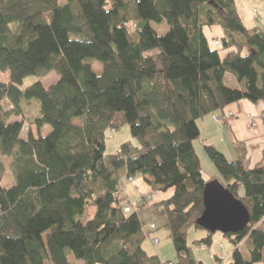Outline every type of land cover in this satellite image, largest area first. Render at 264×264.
<instances>
[{"label": "trees", "instance_id": "16d2710c", "mask_svg": "<svg viewBox=\"0 0 264 264\" xmlns=\"http://www.w3.org/2000/svg\"><path fill=\"white\" fill-rule=\"evenodd\" d=\"M152 21H165L168 31L158 35ZM211 26L223 30L222 58L203 34ZM54 70L59 77L49 87L20 89L25 77ZM0 72L7 75L0 82V156L11 159L13 176L1 185L0 162V264H204L186 236L191 226L202 229L196 221L212 180L249 213L243 230L225 234L230 258H212L264 261V166L248 168L245 154L231 162L202 145L219 173L205 179L193 146L197 120L240 100L264 103V31L244 26L234 0H0ZM226 74L240 87L225 85ZM27 100L39 103L28 123ZM12 116L22 120L9 122ZM124 123L139 146L125 142L106 154V132ZM44 125L50 130L42 136ZM122 170L153 193L172 190L152 208L164 217L173 260L144 251L137 211L120 207ZM88 207L95 208L91 217ZM211 242L207 232L196 244Z\"/></svg>", "mask_w": 264, "mask_h": 264}, {"label": "crops", "instance_id": "0c3cea01", "mask_svg": "<svg viewBox=\"0 0 264 264\" xmlns=\"http://www.w3.org/2000/svg\"><path fill=\"white\" fill-rule=\"evenodd\" d=\"M236 1L237 0H234L235 6H236ZM254 7H257L255 14H258L260 12V15H262L263 17L262 19L260 18L259 14L256 15V17L255 15H253ZM241 9L242 11L240 12L236 8L239 17L246 28L249 29L255 28L257 30L264 29L263 0H241ZM203 34L211 49L216 50L217 48L221 47V39L223 38L224 33L220 26L204 27ZM217 40L220 42V46L214 47L212 42ZM226 53L227 50L221 49V52H219L220 57L221 58L224 57ZM227 76L230 75L227 74ZM231 80L232 83H235L234 81L235 79H231ZM240 85L241 84L237 81V86H238L237 88H239ZM228 111H232L234 113L235 117L233 119H228L227 117H225L224 113ZM214 113L217 115H223V121L221 123L223 125V128L218 126V124L212 121L211 119L212 117L210 114L206 115L196 122L199 129V137L194 142L195 143L197 142L198 146L201 148L202 145H210L214 147L217 151H219L231 162H236L238 160V157H240V155L245 154L244 159L248 168H253L254 166L257 165L264 166V103L261 101L252 103L247 100H240L236 103H232L226 106L221 111H217ZM249 118L254 119L255 124L253 127H250L248 125L247 121ZM194 142H193V146L195 144ZM194 150H196L195 146H194ZM201 172L205 179L218 177L214 173L212 174V176H206V173L203 172V170H201ZM126 177L127 176L125 171L122 170L120 172V182L122 185L121 187L122 192L120 193V198L123 199V201L132 202L135 205L134 208L135 211H137V214H138V210L140 208L145 207L148 201L151 200V206H152L156 202L167 199L172 194V190H168L167 192H155V193L151 192L148 185L140 177L135 179L134 176L132 177V181L123 184L122 181ZM139 199L140 201L138 202ZM142 204L144 206L137 208V206ZM94 211L95 208L92 209L90 208L88 210V216L91 217ZM144 219L146 220L144 222L145 223L144 227H146L148 232V240L153 245L152 239L157 238L156 235L158 234L157 226L155 225L154 230H149L148 226L153 222H147V219L146 218ZM258 228H260L264 232V219L259 223ZM200 246H201L200 249L207 247L205 245H200ZM143 249L147 253L148 250H146V248ZM155 252H156L155 254L158 256V251ZM221 254L222 253L219 252L217 256L221 258ZM214 255L216 254H211L210 255L211 257L210 256L209 257L212 258V256ZM158 257L161 260L160 254ZM171 260L173 259H169L167 261H171ZM161 261L164 262L163 260ZM45 264H51V263L45 262Z\"/></svg>", "mask_w": 264, "mask_h": 264}, {"label": "rangeland", "instance_id": "374dc122", "mask_svg": "<svg viewBox=\"0 0 264 264\" xmlns=\"http://www.w3.org/2000/svg\"><path fill=\"white\" fill-rule=\"evenodd\" d=\"M69 0H58L59 4H64V3H68ZM109 2L106 5V8H109ZM236 8L241 12V0H237L236 1ZM257 7L253 8V15H260V12L258 10V14H255ZM260 18L262 19V15H260ZM260 19V20H261ZM246 22V21H245ZM255 22V21H254ZM259 22V21H258ZM151 27L157 32L158 35H163L168 31V24L165 21H162L160 23H156V22H150ZM264 31V29H263ZM213 48V46H212ZM215 49V48H214ZM218 52H221L222 46L220 48H217ZM216 49V50H217ZM151 53H155L154 51ZM96 68L101 69L102 66L100 64L96 65ZM59 74L57 71H52L50 72L48 75L44 76V77H37V76H27L23 79L22 82V86H20L21 90H24L27 86H29L30 84L34 83V82H41L42 85L44 87H49L50 85H52L53 83L56 82V80L58 79ZM231 77V78H230ZM231 79H235V83H232ZM7 81V75L3 74L0 72V82H5ZM224 83L225 85L231 87V88H235L238 87L237 86V80L236 78H233V76H225L224 78ZM4 106L6 108H8L7 103L4 102ZM23 111H24V115H25V121L28 123L29 122V115H36L38 114L39 111V103L37 100H27L23 103ZM225 114V117H227L228 119H233L235 117L234 113L232 111H228ZM227 114V115H226ZM211 119L213 122H215L216 124H218V126L223 128V125L221 124L223 121V115H217L215 113H211ZM121 115L118 114L116 115V117H120ZM22 118L21 117H17V116H12L9 119V122H13V121H21ZM198 121V120H197ZM196 121V122H197ZM248 125L250 127H253L255 122L254 119H248ZM73 123L78 125L79 121L78 120H73ZM29 126L27 124L23 125L22 131H21V136L22 137H26L28 131H29ZM50 130V127L48 125H44L41 130H40V135L44 136L45 134H47ZM31 131L33 133L34 137H37V131L35 129V126H33L31 128ZM106 141H105V153L106 154H112L115 153L117 151V149L119 148V146L125 142H131L133 145L135 146H139L138 141L133 138L130 134L129 131V126L127 124H121L116 130L113 131H107L106 132ZM195 143V142H194ZM195 148H196V154L197 157L199 158V164L201 167V170H203V172L206 173V176H212V174L214 173L216 176H219L218 171L216 170V168L213 166L212 162L209 160V158L206 156V154L204 153L203 149L201 147L198 146L197 142L194 144ZM0 162L4 165L5 167V174H4V178L1 181V185L4 187L9 186L10 184L13 183V176L10 172L9 169V165L11 162L10 158L7 157H2L0 156ZM139 178V176H135V179ZM132 181V180H130ZM127 181V182H130ZM239 191V195L243 196L244 195V189L243 187H240L238 189ZM92 209L94 207H88L87 211L89 209ZM151 206V200L147 202V205L143 208H140L138 210V216L140 218V220L143 223V229L145 230L146 233L147 229L146 227H144L145 225V219H147V222H153L154 225L157 226V231L158 234L156 235L158 238L159 243L153 244L155 246H153L148 238L146 237L144 242H143V248H146L147 253L150 255H156L155 251H158V256L160 254V258L161 260H163L164 262H166L169 259H174L175 257V251L173 248V244L171 242V239L169 237V232L168 230L164 227V217L161 214L158 213H153V208ZM135 211V208H132L131 211ZM206 231L202 230V229H196L194 226H191L188 229L187 232V236H186V241H187V245L192 249L193 254L195 255V257L202 261L204 264H218V262L215 260H213V258H210L211 254H219L222 253L223 255V261H227L230 258V255L232 253L233 250V246L229 240L228 237H226L224 234H221L219 232L216 233H211L212 235V242L210 244L209 247L200 249V245H197L196 242H198L199 240H201L202 238H205L206 236ZM241 253L242 256L245 260H249V254L247 252V249L245 247H242L241 249ZM230 251V252H229ZM160 252V253H159ZM210 256V257H209ZM78 264H81V262L79 261ZM254 264H264V261L262 262H258V263H254Z\"/></svg>", "mask_w": 264, "mask_h": 264}, {"label": "water", "instance_id": "95a60500", "mask_svg": "<svg viewBox=\"0 0 264 264\" xmlns=\"http://www.w3.org/2000/svg\"><path fill=\"white\" fill-rule=\"evenodd\" d=\"M203 212L197 224L206 232L235 234L249 222V213L217 180L206 183L203 190Z\"/></svg>", "mask_w": 264, "mask_h": 264}, {"label": "built area", "instance_id": "2783aa9c", "mask_svg": "<svg viewBox=\"0 0 264 264\" xmlns=\"http://www.w3.org/2000/svg\"><path fill=\"white\" fill-rule=\"evenodd\" d=\"M219 44L218 41H215L214 42V45L217 46ZM131 178H125L123 179L122 183L125 184L127 181H130ZM140 201V199L138 200V202ZM134 204L132 202H129V201H122L120 203V207L122 208V210L126 213H129L131 212V209L134 208ZM148 229L149 230H154L155 229V225L153 223L149 224L148 226ZM145 231V230H144ZM146 233V232H145ZM146 237H148V233H146ZM158 242V239L157 238H153L152 239V243L153 244H156ZM221 259H223V255L221 254Z\"/></svg>", "mask_w": 264, "mask_h": 264}]
</instances>
